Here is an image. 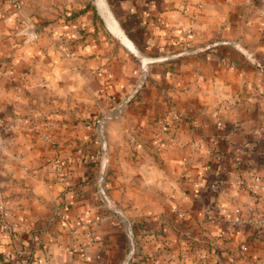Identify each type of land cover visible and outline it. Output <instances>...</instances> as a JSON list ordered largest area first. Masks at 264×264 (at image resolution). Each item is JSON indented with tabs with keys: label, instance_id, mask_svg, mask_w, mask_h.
Segmentation results:
<instances>
[{
	"label": "crops",
	"instance_id": "crops-1",
	"mask_svg": "<svg viewBox=\"0 0 264 264\" xmlns=\"http://www.w3.org/2000/svg\"><path fill=\"white\" fill-rule=\"evenodd\" d=\"M106 1L112 29L61 18L89 0H0V264H264V232L233 221L264 215V0ZM57 200L97 226L87 261Z\"/></svg>",
	"mask_w": 264,
	"mask_h": 264
},
{
	"label": "rangeland",
	"instance_id": "rangeland-1",
	"mask_svg": "<svg viewBox=\"0 0 264 264\" xmlns=\"http://www.w3.org/2000/svg\"><path fill=\"white\" fill-rule=\"evenodd\" d=\"M74 5L75 4H72V5L68 6L67 8H65V12L61 16V18H63L64 21H66L68 19H74L75 17L74 18H69L70 15H74V14L76 15L77 13H83V12H85L87 10V7H91V8L96 9L91 0H89V3H88V5H86V7H84V6L78 7V5H75V6ZM96 11H95L96 15L99 16ZM103 131H104L103 132V138H101V133L100 132L98 134L99 137L101 138V141H102V143H101V154H100L101 155V163L105 159V156H107L106 154L108 152V141H107V138H106V132H105V130H103ZM48 133L51 134L52 141H53L52 143H54V147L52 146V148L56 149L57 146H58V142H57L58 140H57V138L55 136V131L52 130L51 133L50 132H48ZM104 142H105V145H103ZM57 170H59V169H56L55 173L58 176H60ZM103 176L105 177L104 173H102L101 175H99L97 177V179H96V188L98 186L99 179L101 177H103ZM62 203L63 202H61V201L59 202V200L55 201L54 204H53L55 210H57L58 206L60 207L61 210H63L62 207L64 206L63 205L64 203L63 204ZM57 215L59 217L58 220L60 221V225L63 226V229L66 231L67 230L66 227L68 228L69 238L71 239V244H69V246L72 245V247L74 248V247H76V244H77L78 248H76V251L77 250L80 251V253L82 255V258L85 261H87V259L90 258V250L88 249V247L90 246L91 242H93V241H95L97 239V226H95V224H93L92 221L91 222H87V220H84L82 217L73 218V217L69 216L66 213L67 219L63 220L61 218V214H57ZM124 218H125L124 216L123 217L122 216L119 217V219H123V221H124ZM73 224H76V226H73ZM75 227H77V228H75ZM78 229H81L80 235L83 236L82 237L83 239L80 242L76 241L78 239L77 237H79L78 236ZM87 229L89 231L88 236H87ZM133 239H134V237H133ZM60 242H61V244H63V242H64L63 239H61ZM33 254L34 253H31V252H29L28 254H24V250H20L19 249V250H17L15 252V255L17 256L18 260L15 263H13V264H36L35 261H34V258H33V256H34Z\"/></svg>",
	"mask_w": 264,
	"mask_h": 264
},
{
	"label": "built area",
	"instance_id": "built-area-1",
	"mask_svg": "<svg viewBox=\"0 0 264 264\" xmlns=\"http://www.w3.org/2000/svg\"><path fill=\"white\" fill-rule=\"evenodd\" d=\"M122 115V108H120L116 113H113L111 115H107L105 116L100 122H99V132L101 133V138H103V130H104V126L105 123L108 120H114V119H118L119 117H121ZM259 133L261 135H264V128L259 129ZM43 139L48 142L50 144V146L54 147V143H52V136L49 133H44L43 134ZM103 145H105V142L103 143ZM62 163L61 162H57L55 164V167L61 168ZM186 176L190 177V173L186 172L185 173ZM97 191H98V195L101 199V201L103 203H108V198H107V191H106V185H105V177H101L99 179L98 182V186H97ZM56 214H61V218L63 220L67 219V215L64 211H62L60 209V207H57ZM7 210L6 207L3 203L0 204V221L2 222V224H4L10 231H15L16 229V224L14 222H11L9 219H7ZM208 218L210 220H214V215L211 214V212H209L208 214ZM234 222L236 223H242L244 221H247L249 223H251L256 229H260L262 232H264V215H262L261 213L256 211L255 206L252 204L250 206H248V216L247 217H243V215H239L237 216L234 220ZM124 222L126 225V230H127V234L128 237L130 239V241H133V226L131 221L128 218H124ZM204 256H201V258H203Z\"/></svg>",
	"mask_w": 264,
	"mask_h": 264
},
{
	"label": "bare ground",
	"instance_id": "bare-ground-1",
	"mask_svg": "<svg viewBox=\"0 0 264 264\" xmlns=\"http://www.w3.org/2000/svg\"><path fill=\"white\" fill-rule=\"evenodd\" d=\"M99 6L103 11V14L107 20L108 26L110 27V29L115 28V26L117 25L116 20L114 19V17L111 15V13L108 11L107 7L105 6L104 2L102 0H98ZM117 35V34H116ZM120 37V36H119ZM120 39H122L124 41V43L137 55H140V53L138 52V50L130 43V41L128 40V38L123 34ZM143 63H147V58L143 57Z\"/></svg>",
	"mask_w": 264,
	"mask_h": 264
},
{
	"label": "water",
	"instance_id": "water-1",
	"mask_svg": "<svg viewBox=\"0 0 264 264\" xmlns=\"http://www.w3.org/2000/svg\"><path fill=\"white\" fill-rule=\"evenodd\" d=\"M91 1H92L93 5L95 6V8H96L98 14H99V15L102 17V19L104 20L105 24L108 25L107 20H106L104 14H103V11H102V9H101L100 6H99L98 0H91ZM102 1L104 2V4H105V6L107 7L108 11L111 13V10H110V8H109V6H108L107 1H106V0H102ZM111 15H112V13H111ZM136 55H137V54H136ZM138 57H139L140 59H142V55H141V54L138 55ZM142 61H143V59H142Z\"/></svg>",
	"mask_w": 264,
	"mask_h": 264
},
{
	"label": "trees",
	"instance_id": "trees-1",
	"mask_svg": "<svg viewBox=\"0 0 264 264\" xmlns=\"http://www.w3.org/2000/svg\"><path fill=\"white\" fill-rule=\"evenodd\" d=\"M80 14H82V13H77L76 15L74 14V15H70V17L69 18H74V17H77V16H79Z\"/></svg>",
	"mask_w": 264,
	"mask_h": 264
}]
</instances>
